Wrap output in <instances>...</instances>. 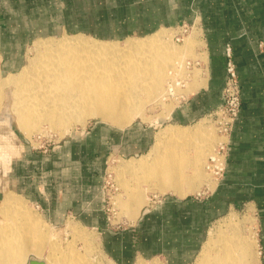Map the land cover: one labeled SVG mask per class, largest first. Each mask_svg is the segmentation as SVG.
<instances>
[{"label": "crops", "instance_id": "0c3cea01", "mask_svg": "<svg viewBox=\"0 0 264 264\" xmlns=\"http://www.w3.org/2000/svg\"><path fill=\"white\" fill-rule=\"evenodd\" d=\"M1 16L2 47V39L63 31L118 38L182 25L195 28L204 72L201 85L166 116L179 126L194 125L221 105L229 45L241 83V109L226 138L223 173L212 188L183 196L169 193L136 221L108 225L96 199L104 158L115 149L124 155L147 151L150 130L95 123L64 138L54 153L24 148L11 162L20 147L1 146L0 194L8 190L25 196L55 224L73 217L99 230L111 264L156 259L191 264L210 238L213 222L241 209L253 216L255 264H264V0H0ZM9 47L3 53L18 51ZM8 175V181L3 179Z\"/></svg>", "mask_w": 264, "mask_h": 264}, {"label": "bare ground", "instance_id": "6f19581e", "mask_svg": "<svg viewBox=\"0 0 264 264\" xmlns=\"http://www.w3.org/2000/svg\"><path fill=\"white\" fill-rule=\"evenodd\" d=\"M64 36L57 39L51 36L38 38L34 41L32 56L17 74L8 72L2 75L0 72V99L5 95L4 91L10 90L11 93H6L9 94L7 100H4L12 107L11 111L5 108L0 118L10 121L15 114L17 126L24 136L31 137L46 130L63 132L69 124H81L86 118L97 116L122 127L137 111L142 110L143 102L162 100L167 92H172L171 84L166 87L167 92L163 88L168 83L167 69L172 66L174 56L182 52L164 42L163 32L127 40L124 47L116 46V41L91 40L81 33ZM145 97L147 101H144ZM40 125L46 128L43 130ZM181 129H170L167 134L170 141L186 135ZM159 141L151 152L123 160L116 169L144 171L148 181L145 189L153 192L178 195L194 192L198 188V176L191 177L182 170L183 166H192L190 160L182 157L183 161H179L172 150L161 152L162 140ZM150 153L153 156L149 159ZM141 193V190L131 193L125 202L128 215L133 220L147 201ZM0 211L8 218L7 222L0 224V264H24L29 252L42 259L45 243L48 244L47 260L43 258L45 264H92L74 246H66L65 253L61 246L52 242L51 233L42 227L43 220L33 216L14 193L5 192ZM66 228L77 239H83L87 244L90 241L73 221H68ZM214 236H210L204 244L199 264L218 260L226 264H245L246 259H250V263L257 262L251 235L246 239L237 237V233L225 236V241L219 243L224 248L222 256L210 253L214 248ZM57 252L62 256H58ZM135 264H142L141 260Z\"/></svg>", "mask_w": 264, "mask_h": 264}, {"label": "rangeland", "instance_id": "374dc122", "mask_svg": "<svg viewBox=\"0 0 264 264\" xmlns=\"http://www.w3.org/2000/svg\"><path fill=\"white\" fill-rule=\"evenodd\" d=\"M2 18L4 17L3 16L0 17L1 20L0 24H2ZM4 25L6 28H8L10 26V22L5 21ZM159 31L164 33L163 39L165 43L172 45L177 50V52L178 51L182 52L181 55L174 56L172 66L168 67L167 69L168 71L166 75L168 83H165L163 87L165 88V92H167L166 87L168 86V84H171V87L173 86L174 88L172 87L173 89L172 92L169 93L167 92L166 94L167 97L163 96L162 100L161 99L157 100L158 102L153 99L151 100L149 99V102H143L142 110L137 111V113L134 114L132 118L129 120V122H127L124 126L122 127L117 126L113 123L103 120L99 116L88 117L86 118L84 123L69 124L67 126L68 128L66 127L65 131L63 132L46 130L43 133H34V135H32L31 137H26L24 136V134L21 133L20 127L18 128L19 125L17 124V119L16 116H14L15 115L14 113L11 112L12 114H14L12 115L13 117H15V119L12 117L14 121L12 120V118L10 121H3L0 118V141H2L0 142V147L8 146L9 148L12 149V147L16 143L17 146L20 147L18 154H16L13 157L11 162L15 160V158L20 154L21 150L24 148L26 150H30L33 152L45 150L47 153H54L53 152L54 147H56L64 138L71 135L72 133L85 132L88 129V127H90L95 123L106 124L108 126L117 129H126L130 126L138 124L141 125L144 129L150 130L149 140H148L149 144L147 151L140 152L137 154L124 155L118 149H115L109 151L104 158V171L101 176L100 188L97 193L98 198L96 199H99V203L102 206L101 214L103 215L104 220L108 223V225L111 226H115V225L125 226L128 223H132L136 221L144 209L148 208L151 205H155L164 195L169 194L167 192L160 193L145 189V187L147 186L146 183L148 181H146V178L144 177V171L142 170L119 171L118 169H116L118 164H120L123 160L142 157L144 154L151 152L150 150L153 148L154 144L159 140L160 141L162 140L160 145V149H162L161 152L164 153V152H169V150H172V152H174L177 155L179 161H183L182 159L184 158L182 157H187V159L190 160L192 166L191 167L183 166L182 170H184V172L186 171L191 177L198 176L197 177L199 179V182L197 183L198 188L194 192H188L185 193L184 195L197 193L207 188H212L216 181L215 178L210 173V171L206 168V165H207L208 157L213 153L217 144L220 141L225 140V137L220 133H218L216 126L213 122V119H211L209 116H206L203 117L200 121H198L194 125H190V126H179L167 120V117L170 113L169 111L172 110V108L177 104V102L180 99L187 97L192 91H194L202 83L201 81L204 72L203 64H202L203 54L199 50L202 40L198 36V33L195 30V28L190 29V27L188 26H179L175 28H165V29L161 28V30ZM65 33L71 35L74 33H78V31H63V32L52 33L49 35H40L27 39L26 38L2 39L1 42H3L4 47H2L0 43L1 74L5 75L8 72L17 74L19 67L25 64L28 58L32 56L34 41L37 40L38 38H47L51 36L57 39L60 37L61 38L65 37L64 36ZM81 33H84L91 40L94 37L96 39L107 40L110 42L116 41L114 44L118 47H124L127 40L138 39V38L146 37V35L148 34H151V33H145V34L130 33L129 35L123 37L105 38V37L95 36L93 33H88V32H81ZM196 33H197V37H195ZM176 35H179L180 38L179 40H176L175 37ZM9 45H12L13 50L15 51L18 50V51L14 53H3V50L5 49L12 50L10 49V47L5 48V46L7 47ZM184 49H185V53H184ZM12 56L13 59L11 58ZM8 60L12 61V66H8L9 65ZM9 92L10 90L7 92L4 91L3 94L6 95V93ZM5 95H3V97L0 99V116L4 112L5 108H7L10 111L12 108V107L10 108L11 104L9 105L5 102V100H7V95L9 94H7L6 96ZM147 99L148 98H146V100L144 99V101H147ZM172 127L173 130L174 128H182L183 131L186 133V135L177 138V140L175 141H170V138H168L169 135L167 136V134H169V132L171 131L170 129ZM40 128L44 130L46 126L40 125ZM171 144H173L172 147ZM3 150L4 148L1 150V152H3ZM1 152H0V156H1ZM152 156L153 153L152 154L150 153V155H148V158L150 159V157ZM3 157L4 156L0 157L1 161L3 160ZM144 178L145 180H143ZM3 179L8 181L10 179V175L3 176ZM139 190L142 191L141 194H143V199L147 201L146 204L141 208V211L138 214L137 218L134 221H129L128 219L131 218L128 215L129 213L125 205L126 204L125 202L128 199L127 197L128 195H130L131 193H136ZM15 193L17 192L15 191ZM2 198H3V194H0V202ZM18 198H20L23 201L25 208L31 214H33V216L43 220V222L41 223L43 224L42 227L46 231H49L51 233L50 240L61 246L62 249L64 250L63 251L61 249V251L66 253L67 251L66 246L68 245L74 246V249L80 254H82L85 259L92 261L91 262L92 264H111L106 253L103 251L102 247L100 246L99 230L91 227L83 226L81 223L77 221L76 218L73 217H69L66 220H61L59 223L55 224L49 221L47 217L40 211V209L35 204L31 203L25 196L20 195L18 196ZM70 220L71 222L72 221L74 222L78 230L83 231L86 234L87 238L90 239L88 244L85 243L83 239L78 238L79 239L78 240L77 237L73 236L74 234L71 233V231H68V229L66 228V223ZM7 221L8 218L5 215H3L2 211H0V224ZM253 224H254L253 216L248 213H245L241 209L231 211L230 213H227L218 220L214 221L211 226V229L209 230L208 238L216 234L218 235L216 237L214 236L215 237V241L213 245L214 248L213 250L210 251L211 255L212 256L219 254L220 256L223 255L222 251L224 250V248L220 246L219 243H222L223 240L225 241V236L226 237L235 236V234L237 233V237H242L243 239H246L250 235H253L254 233L252 226ZM47 245L48 244L45 243L42 247L44 248L43 249L44 251L42 250L43 256L41 258L42 259L44 258V260H47L45 255V253H47L48 250ZM59 254L61 253L57 252V255L61 257L62 255ZM198 254L196 259L191 264H199L198 260L200 254L199 255ZM31 255L32 254L30 252L27 254L24 260V264L27 263V260ZM245 262H246L245 264H254V263H250L251 262L250 259H246ZM141 263L165 264L163 261L159 259L141 260ZM206 264H226V262H221L218 260L217 262L209 261V263L207 262Z\"/></svg>", "mask_w": 264, "mask_h": 264}, {"label": "built area", "instance_id": "2783aa9c", "mask_svg": "<svg viewBox=\"0 0 264 264\" xmlns=\"http://www.w3.org/2000/svg\"><path fill=\"white\" fill-rule=\"evenodd\" d=\"M175 37L176 40L180 39L179 35ZM225 54L227 56V62L225 65L226 77L221 92L222 103L208 115L213 119L218 133L225 137V140L220 141L213 153L208 157L206 165V168L215 179L223 173L225 167L224 156L227 147L226 138L238 118L241 109V83L229 45L226 46Z\"/></svg>", "mask_w": 264, "mask_h": 264}, {"label": "water", "instance_id": "95a60500", "mask_svg": "<svg viewBox=\"0 0 264 264\" xmlns=\"http://www.w3.org/2000/svg\"><path fill=\"white\" fill-rule=\"evenodd\" d=\"M26 264H45L43 259H39L33 255L29 256Z\"/></svg>", "mask_w": 264, "mask_h": 264}]
</instances>
